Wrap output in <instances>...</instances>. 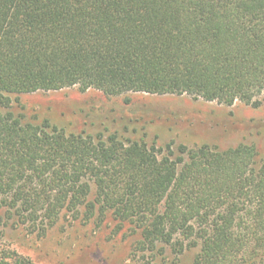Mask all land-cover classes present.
<instances>
[{
	"label": "trees",
	"instance_id": "1",
	"mask_svg": "<svg viewBox=\"0 0 264 264\" xmlns=\"http://www.w3.org/2000/svg\"><path fill=\"white\" fill-rule=\"evenodd\" d=\"M78 88L259 108L264 0H0V224L46 234L65 213L140 233V264H264V161L254 145L150 147L67 134L13 96ZM0 264H34L0 251Z\"/></svg>",
	"mask_w": 264,
	"mask_h": 264
},
{
	"label": "rangeland",
	"instance_id": "2",
	"mask_svg": "<svg viewBox=\"0 0 264 264\" xmlns=\"http://www.w3.org/2000/svg\"><path fill=\"white\" fill-rule=\"evenodd\" d=\"M13 112L28 123L49 121L67 134L109 136L144 141L150 147L201 145L221 150L254 145L264 161V95L254 109L240 102L232 107L182 96L128 94L107 97L78 88L52 93L13 96ZM140 233L121 225L112 213L106 218L75 219L65 213L46 234H32L16 220L0 224V251L15 252L34 264H140L136 253ZM171 248L158 253V264H195L200 248L177 255Z\"/></svg>",
	"mask_w": 264,
	"mask_h": 264
}]
</instances>
